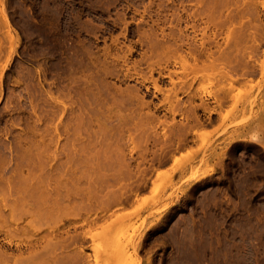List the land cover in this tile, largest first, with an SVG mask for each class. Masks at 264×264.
I'll return each instance as SVG.
<instances>
[{"label": "rangeland", "instance_id": "374dc122", "mask_svg": "<svg viewBox=\"0 0 264 264\" xmlns=\"http://www.w3.org/2000/svg\"><path fill=\"white\" fill-rule=\"evenodd\" d=\"M2 253L264 264V0H0Z\"/></svg>", "mask_w": 264, "mask_h": 264}, {"label": "bare ground", "instance_id": "6f19581e", "mask_svg": "<svg viewBox=\"0 0 264 264\" xmlns=\"http://www.w3.org/2000/svg\"><path fill=\"white\" fill-rule=\"evenodd\" d=\"M144 57V56H143ZM136 63V62H135ZM140 63V62H139ZM147 66H148V68H149V71H150V73L152 74V72H154V68L152 67V65H151V63H148L147 64ZM159 69H161V68H159ZM162 70V69H161ZM164 70V69H163ZM169 71V70H168ZM159 72H160V70H159ZM169 72H171V71H169ZM169 72H166V73H169ZM172 73V72H171ZM150 74V75H151ZM166 75V74H165ZM165 75L162 73V72H160L159 73V77L160 78H162V77H165ZM168 75V74H167ZM170 76H171V74H169ZM128 76V75H127ZM152 77V76H151ZM158 77V76H157ZM131 78H133L132 77V75H131ZM130 78V79H131ZM157 79L158 78H154L153 80H152V84H153V87L156 89V90H159L158 89V86H157ZM171 81V80H170ZM149 88V87H148ZM153 89V88H152ZM163 90V89H162ZM148 91V90H147ZM138 92V91H137ZM154 92V91H153ZM160 92V91H159ZM144 95V94H143ZM155 95V94H154ZM138 97V96H137ZM139 98V97H138ZM144 98V97H143ZM136 100H137V98H136ZM97 101V100H96ZM140 101V100H139ZM101 101L99 100V103H100ZM58 104V105H57ZM90 104L91 103H88V107H85L86 105H84V104H82V105H76L75 106V109L73 108L72 109V121H71V123H69V124H66V123H64V124H62V126H63V129H64V134H66L65 135V137H67V139H71V147H70V149L67 147V146H65V147H67V151H65L66 149L64 148V144L62 145L63 147L62 148H64L65 150V152H67L66 153V157H65V160L62 162L63 164H65V165H69V166H71L72 164H74V163H78V161H79V159H77V157L75 156L76 154V151H78L77 150V146H76V143H75V141H79L78 140V135L79 134H77V133H79V131L80 130H82V129H84L83 127H81V125H83L84 124V121L83 120H85V118H86V120L88 121L89 119H90V116L92 117L94 114H93V110L91 109V107H90ZM101 104V103H100ZM148 104V103H147ZM153 104V103H152ZM56 106H57V109H59V107H63V109H62V113L64 112V110L66 109V107L64 106V104L62 103V102H57L56 104H55ZM156 105V104H155ZM148 106H150V105H147V107ZM154 106V105H153ZM159 106V105H158ZM77 107V108H76ZM100 107V106H99ZM156 107V106H155ZM196 106H194V108H195ZM98 109V108H97ZM102 110H103V108H101ZM150 109V108H149ZM152 109V108H151ZM139 110H141V109H139ZM194 110V109H193ZM104 111V110H103ZM144 111V110H143ZM153 110H151V112H152ZM96 112V111H95ZM140 112V111H139ZM149 112H150V110H149ZM171 112V111H170ZM97 114H98V112H96ZM95 113V114H96ZM148 113V112H147ZM147 113H145L146 115H147ZM153 113V112H152ZM196 113V112H195ZM101 114V113H100ZM149 114V113H148ZM194 114V113H193ZM154 115V114H153ZM152 114H151V116H153ZM86 116H89V117H86ZM96 115H94V117H95ZM156 116V115H155ZM194 116V115H193ZM87 118H89V119H87ZM194 118V117H193ZM93 119H95V118H93ZM198 119H199V117H198ZM80 121V122H79ZM91 121V120H90ZM94 121V120H93ZM92 122V121H91ZM150 122V121H149ZM86 123H89V122H86ZM92 123H94V122H92ZM84 127H85V124L83 125ZM87 127H88V125H87ZM93 127V126H92ZM86 128V127H85ZM88 129V128H87ZM93 129H95V128H93ZM86 130V129H85ZM96 130V129H95ZM95 130H94V132H95ZM99 131V130H98ZM96 132V133H99V132ZM101 131V130H100ZM89 132V131H88ZM91 132H92V130H91ZM81 133V132H80ZM100 134V133H99ZM81 135V134H80ZM97 135V134H96ZM105 136V134H102V136ZM103 136V137H104ZM88 137V136H87ZM94 137H95V135H94ZM98 137V136H97ZM89 138V137H88ZM95 139V138H94ZM97 139V138H96ZM103 139V141H102V143H105L104 142V138H102ZM57 143V142H56ZM64 143H66V141H64ZM94 144H95V142H93ZM98 142H96V144L95 145H98L97 144ZM99 143H100V141H99ZM68 144V143H67ZM66 144V145H67ZM80 144V143H79ZM78 144V145H79ZM83 143H81L79 146H81ZM69 145V144H68ZM86 145H87V143H86ZM80 148V147H79ZM86 148L87 149H89L87 146H86ZM86 148H83V149H85L86 150ZM91 148H93V150L95 149V146H91L90 147V150H92ZM89 150V151H90ZM83 152H85V151H82V153ZM78 153V152H77ZM85 153H88V151L87 152H85ZM89 154V153H88ZM64 155H65V153H64ZM85 155V154H84ZM79 156V155H78ZM81 156V155H80ZM86 156V155H85ZM83 157V156H82ZM85 158V160H86V157H84ZM83 158V159H84ZM89 158V160H90V157H88ZM81 159V158H80ZM93 160H95V159H93ZM92 159H91V161H93ZM81 161H82V159H81ZM96 161V160H95ZM95 161H93V164H94V162ZM99 161H101V160H99ZM102 161H104V160H102ZM101 161V162H102ZM60 162V161H59ZM89 162V161H88ZM101 162H98L99 163V165H103V163H101ZM106 162V161H105ZM90 164H91V162H89ZM119 163V162H118ZM105 165V164H104ZM63 166V165H62ZM43 187V186H42ZM24 189V188H23ZM28 189V188H27ZM37 190V189H36ZM36 190H34V191H36ZM33 192V191H32ZM50 193V192H49ZM69 194V193H68ZM67 194V195H68ZM59 196H60V194H59ZM68 196H66V198H67ZM59 198H61V197H59ZM58 198V199H59ZM53 199V198H52ZM61 199H63V198H61ZM85 199H86V197H85ZM89 199H91V198H89ZM60 200V199H59ZM63 200H65V199H63ZM67 201L70 203V198H68L67 199ZM84 201V200H83ZM59 202V201H58ZM57 202V203H58ZM88 202V201H87ZM53 203H55L56 204V202H53ZM79 203V202H78ZM81 203H83L84 204V202H81ZM80 203V204H81ZM120 203V202H119ZM121 204V203H120ZM85 205H87V204H85ZM81 206H82V204L80 205V208H81ZM88 206H90V205H88ZM75 207V206H74ZM83 207H84V205H83ZM88 208V207H87ZM21 213V212H20ZM24 214V213H23ZM16 215V214H15ZM23 216V215H22ZM96 218H94V220H95ZM97 220V219H96ZM42 222V221H41ZM43 222H45V221H43ZM95 222H97V221H95ZM90 223V222H89ZM92 223V222H91ZM94 223V222H93ZM86 232V231H85ZM76 234V233H75ZM81 234V233H80ZM73 235V234H72ZM86 235H88L87 233H85L82 237H84V238H86V237H88V236H86ZM81 236V235H80ZM86 236V237H85ZM69 237V236H68ZM53 238V237H52ZM52 238H51V240H48V241H50V242H52V245H58V244H56L58 241H60V239L58 240V238H57V240L56 241H54V239L52 240ZM65 238H66V236L63 238L62 237V239L61 240H65ZM67 239V238H66ZM72 240H74V242H75V240H77V239H79L78 240V243L77 244H79L80 242V237H77V238H75V236L73 235V238H71ZM83 239V238H82ZM63 240V241H64ZM48 241L46 242L47 243V245H45L48 249L51 247V249L53 248L51 245H49L48 246V244H50V243H48ZM71 241V240H70ZM54 242V243H53ZM61 242V241H60ZM69 241H67V242H65V244L66 243H68ZM46 243H44V244H46ZM59 243V242H58ZM44 244H43V246H44ZM61 244H64V243H62L61 242ZM60 244V245H61ZM38 245V244H37ZM37 245H35V246H37ZM60 245L57 247V248H59L60 247ZM68 245H70V243H68ZM72 245V244H71ZM70 245V246H71ZM67 246V245H66ZM37 247H40V246H37ZM46 247H44L45 249H46ZM62 247H64V246H62ZM61 247V248H62ZM73 247H75L74 245H73ZM78 247V245H76V248ZM34 248V247H33ZM56 248V249H57ZM68 248H69V246H68ZM42 249V250H41ZM48 249H46V250H48ZM74 249V248H73ZM77 249H79V247L77 248ZM76 249V250H77ZM80 249H81V247H80ZM79 249V250H80ZM37 250V249H36ZM39 250V251H38ZM37 250V252H35L34 251V253H33V255L31 256V254L32 253H30L29 255H27V253H26V255H27V257H26V255L25 256H23V254L21 255L22 257H25V258H22V259H24V260H29L31 257V259H33V261H34V259H36L37 257H39V256H44L47 252H49V251H47V252H44V250H43V247H41L40 249H38ZM50 250V249H49ZM58 250V249H57ZM56 250V251H57ZM70 249H68V251H69ZM72 250V249H71ZM75 250V251H76ZM83 251V250H82ZM3 252V251H2ZM71 252V251H70ZM80 252H81V250H80ZM4 253H5V251H4ZM50 253H51V250H50ZM83 253V252H82ZM49 254V253H48ZM79 254V253H78ZM2 255H5V254H0V257L2 256ZM16 255V254H15ZM77 255V254H76ZM76 255H75V257H76ZM83 255L84 254H82V256L81 255H77V256H79V258H82L83 257ZM10 256V255H9ZM30 256V257H29ZM45 256H47V255H45ZM2 257H4V256H2ZM7 257V259L8 258H10V257H8V254H7V256L5 255V257L4 258H6ZM29 257V258H28ZM72 257H74V256H72ZM84 257H85V255H84ZM11 258H13V257H11ZM10 258V259H11ZM28 258V259H27ZM47 258H49V256H47ZM61 258V257H60ZM65 258V257H64ZM64 258H61V259H64ZM67 258H69V256L67 257ZM71 258V257H70ZM87 258V257H86ZM85 258V259H86ZM22 259H19V257H15L14 258V261H15V264H17L18 262V264H24V263H22L23 262V260ZM46 259V258H45ZM45 259H41V260H36L37 262H41L42 260H45ZM7 261V260H6ZM22 261V262H21ZM30 261V260H29ZM54 261V260H53ZM52 261V262H53ZM57 261V260H56ZM70 261V262H69ZM69 261H67L66 263H69V264H75V258H71V259H69ZM79 261H81V259L79 260ZM78 260L76 261V264L79 262ZM25 262V264H27L26 263V261H24ZM31 263H32V261H30ZM83 262H84V260H83ZM43 263H47V262H43ZM65 263V262H64ZM65 263V264H66ZM1 264H3V263H1ZM51 264V263H50ZM87 264V263H86Z\"/></svg>", "mask_w": 264, "mask_h": 264}]
</instances>
